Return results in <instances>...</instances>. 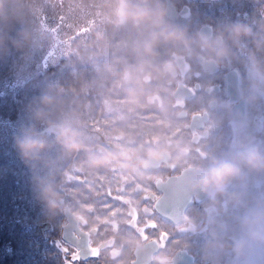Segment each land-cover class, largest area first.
Masks as SVG:
<instances>
[{"label": "clouds", "instance_id": "9594fccd", "mask_svg": "<svg viewBox=\"0 0 264 264\" xmlns=\"http://www.w3.org/2000/svg\"><path fill=\"white\" fill-rule=\"evenodd\" d=\"M4 3L0 0V57L12 48L27 56L46 37L30 28L13 33L14 17ZM101 14L114 28L130 30L124 52L134 55L136 62L128 63L121 56L110 65L116 72V63L125 64L124 102L130 109L159 93L170 96L168 84L183 72L185 64L208 72L242 64L243 86L235 101L223 105L234 118V135L225 147L210 151L200 161L182 139L173 140L163 129L159 140L152 143L99 148L67 107L63 88L49 84L32 98L26 117L13 131L14 147L31 169L34 192L45 215L54 219L70 213L78 218L66 200L64 164L80 152L85 153L89 171L123 161L127 169L147 175L172 161L183 170L187 191L203 205L196 231L203 237L205 264H264V192L253 193L248 187L249 177L264 175V137L251 131L249 117L252 108L264 103V18L182 23L175 18L171 0H101ZM97 39L107 37L98 32ZM161 48L168 51L162 60ZM153 80L161 81L155 92L146 87ZM167 101L165 97L158 106L169 117ZM168 122L173 127L176 124L170 117ZM125 243L128 250L144 254L146 264H176L171 249L149 250L135 236L127 237Z\"/></svg>", "mask_w": 264, "mask_h": 264}, {"label": "rangeland", "instance_id": "374dc122", "mask_svg": "<svg viewBox=\"0 0 264 264\" xmlns=\"http://www.w3.org/2000/svg\"><path fill=\"white\" fill-rule=\"evenodd\" d=\"M6 1L7 7L5 8L14 17L12 20L13 33L30 28L42 33L46 39L27 56L12 48L10 54L0 57V68L9 72L6 77H4L6 73L3 74L2 78L4 79L0 80V212H3V216L7 215L8 218H12V216L17 218L16 221L22 217L24 224L29 220L41 223L49 217L45 215L43 207L35 195L31 169L20 159L13 140L14 128L26 117L28 105L35 95L34 89L28 93L26 82L31 80V77L42 75L51 63L54 62L56 66H60V62H62L61 68L57 71L54 70L56 83L58 81L61 83L64 78L69 76L70 70L73 73L81 74V80H79L83 81L85 72L89 68L90 76L101 85L104 83L108 93L119 95L123 83L117 82L114 73L109 69L110 54L112 53V56L121 54L125 59L133 62H136V58L134 55L124 52L126 43H123L121 39L122 33L130 32V30L116 29L106 22L101 14V0H8L11 1L10 4ZM180 2L182 4L178 8L179 13L182 8H189L180 21H188L187 23L193 25L197 24L198 19L210 17L216 19L225 17L264 18L262 5L242 10L238 7V1L235 2V0H233V5H227L218 0H180ZM196 17L198 19L194 24ZM98 32H103L107 40L97 39ZM107 82H110L109 86H107ZM65 84L61 83V87L66 92ZM67 84L71 85L72 95H78L74 104L76 111L73 112L82 121L84 131L91 141L99 148L111 149L117 144L123 145L124 141L119 137H122L121 133L111 129L113 119L99 117L92 111L93 108L89 106L90 102L83 96V93L87 91L86 86H83L84 90L79 92L72 82ZM67 104L70 105L71 100ZM105 104L115 106L111 96H106ZM105 121H107V127ZM85 159V153L80 152L79 155L69 158L64 164L66 200L72 209L79 211L84 216L86 210L93 213L97 206H102L101 204H89L90 200H87L89 192L104 189L106 193L112 184L105 179V176H115L116 180L123 163L121 161L111 167H100L89 171L85 168ZM257 192H264V181L254 187V193ZM93 206L96 207L91 208ZM52 220L53 222L49 223L51 228L48 231L49 233L53 232L56 230L54 226H57L60 238L56 239V244L60 251L52 253L54 258L52 254L49 255V262L50 264H64V261L70 258L71 252L69 246L61 238L62 225L65 223L64 213ZM22 230L24 231L23 236L27 235V232L29 233L24 228ZM43 231L42 229L38 230V235ZM22 235L19 237L21 238ZM22 240L25 241L26 238L22 237ZM21 245L23 244L18 243V247L21 248ZM3 246L8 250V244H3ZM22 248H25V245ZM42 248L49 252V247L44 243ZM50 250L53 252L52 246ZM111 252L106 248L97 252L88 261L80 260L79 263H124L121 257H115Z\"/></svg>", "mask_w": 264, "mask_h": 264}, {"label": "flooded vegetation", "instance_id": "af4514ba", "mask_svg": "<svg viewBox=\"0 0 264 264\" xmlns=\"http://www.w3.org/2000/svg\"><path fill=\"white\" fill-rule=\"evenodd\" d=\"M244 77L245 69L240 63L229 64L212 72L194 64H185L183 72L168 84L170 96L168 93H159L148 100L150 104L158 106L168 97L169 117L176 122L175 126L169 125V117L160 108L163 117L156 126L158 131L148 135L149 142L144 141L145 138L140 142L159 140V133L163 129L173 140L182 139L197 161L206 157L210 151L225 147L233 138L235 121L223 105L236 100L237 90L242 88ZM155 83L160 85L161 81L155 80ZM176 90H180L177 96ZM249 117L251 131L264 137V103L252 108ZM123 171L110 183L112 185L104 192L105 196L99 198L98 204L102 206H97L93 213L86 210L85 216L75 210L78 226L88 233L91 254L87 259L81 258L77 248L64 241L71 249L70 258L64 263L69 261L80 264V260L88 261L97 252L107 248L115 257H121L123 264H132L136 256L128 250L125 240L135 236L149 250L167 248L175 254L182 251L181 255L184 256L176 264H203V237L196 231V223L201 221L203 210L201 201L191 197L180 222L166 218L158 209L159 204L172 201L170 195L178 190L176 187H180L175 185L174 188H168L167 180L183 170L170 161L147 175L131 171L125 166ZM262 180L264 175L249 177V189L252 191ZM91 217L94 222H91ZM75 234L80 236L76 231ZM189 257L193 262L185 263Z\"/></svg>", "mask_w": 264, "mask_h": 264}, {"label": "trees", "instance_id": "16d2710c", "mask_svg": "<svg viewBox=\"0 0 264 264\" xmlns=\"http://www.w3.org/2000/svg\"><path fill=\"white\" fill-rule=\"evenodd\" d=\"M220 2L226 3L227 5H233V0H218ZM238 1V7L243 10V8H250L252 6L257 7L258 5H262L264 8V0H235V2ZM172 4L177 8L180 7V0H171ZM185 2V1H184ZM6 3H11V1H6ZM6 5V6H5ZM4 7H7V4L4 3ZM189 10V8H188ZM250 12V9H249ZM185 13H179L175 18L182 23H187L188 21H180L182 16H184ZM198 19L194 20L195 21ZM217 20L214 17L210 18H204L201 20H197L198 23H205V22H214ZM122 41L123 43H128L130 40L129 32L122 33ZM124 44V45H126ZM115 50V49H112ZM164 48L160 49V59H164L168 55V51ZM15 55V54H11ZM10 55V56H11ZM110 62H109V69L111 72H113L110 68V65L115 62L116 57H121V54L118 56H112V53L110 54ZM127 62L130 60L126 59ZM54 63V62H53ZM51 63L50 66L46 67V71L40 75V76H34L31 77V80L27 81L28 84V93L31 92L33 89L35 90V95H38L45 87H47L49 84H57L58 86H61V83H66L65 86H67V91L65 92V99L68 102L71 100V104H67V107L71 111L74 110V104L78 99V95H72V88L71 85L67 84L68 82H72L75 86V88L81 92L84 89L83 86H86L87 91L83 93V96L87 98V100L90 102V107L93 108L92 111L98 114L99 117H103L105 119H113V124L111 126V129L116 130L117 132H120L122 137L119 136L124 144H137L140 143L142 139L144 141L149 142L150 138L148 135L152 134V132H157L158 129L156 126L160 124V118L163 117V115L160 113V107L156 104H150L148 100L145 101V103L140 106L133 109H130L127 104L124 102L125 93L123 91V86L120 90L119 95H112L108 93L105 90L104 83L101 85L100 82H96L93 77L90 76V69L88 68L85 72V79L83 81H80V75L77 73H73L70 70L69 76L64 78L62 82L58 81L55 82L54 78L56 77L54 75V70L57 71L61 68L62 62L60 66H56L55 63ZM130 63H135L133 61H130ZM69 68L67 67V70ZM125 70V64L123 62L116 63V72H113L114 77L117 82L122 83V74ZM8 75L9 72L3 71V68H0V80L4 79L2 78L3 74ZM84 75V73H82ZM112 75V76H113ZM80 79V80H79ZM60 83V84H59ZM110 82H107V86H109ZM160 85L158 83H155V80L151 81L146 87L152 91L155 92L157 88ZM114 91H118L117 89H113ZM33 96V97H34ZM106 96H111L112 101L115 103V106L105 104ZM164 100V99H163ZM170 99H168L169 101ZM167 101V102H168ZM106 127L108 126L107 121H105ZM146 136V137H145ZM80 153L76 154L79 155ZM124 170V163H122V166L120 168V174ZM124 172V171H123ZM104 171V175H105ZM115 178V176L106 175L105 179L111 183L112 180ZM117 178V176H116ZM115 180V179H114ZM113 180V181H114ZM264 181V180H262ZM261 182V181H260ZM254 191V188L253 190ZM105 190H95L89 192L87 200H90L89 204H98L99 198L105 196ZM96 206H93L91 208H94ZM15 217L12 216V218H8L7 215L3 216V212H0V264H50L49 262V255L52 253H59L60 249L57 247L56 239L60 238V232L56 230L49 233L48 229L51 228L50 222H53L52 219L48 218L45 219L44 222L37 221H28V223L24 224V218L20 217L16 221ZM21 222V223H19ZM91 222H94V219H91ZM18 224V226H17ZM24 228L27 232V235H22L24 231L22 230ZM21 229V230H20ZM43 231L40 235H38V230ZM32 231V232H31ZM22 235V237H25L26 240H22V237L19 236ZM12 240H9L11 239ZM18 243H21L25 245V248H22L23 245H21V248L18 247ZM46 245L49 247V252L44 250L42 248V245ZM3 244H8V250L4 249ZM52 246L53 252L50 250V247ZM24 251L25 254H24ZM52 257L54 258L53 254ZM203 259V264L204 258ZM56 263V261H55ZM54 264V263H53Z\"/></svg>", "mask_w": 264, "mask_h": 264}, {"label": "water", "instance_id": "95a60500", "mask_svg": "<svg viewBox=\"0 0 264 264\" xmlns=\"http://www.w3.org/2000/svg\"><path fill=\"white\" fill-rule=\"evenodd\" d=\"M172 7L176 17L178 13L177 9L173 4ZM181 12L183 13L187 12V7H184V9H182ZM180 90L182 89L180 88ZM180 90L178 91L176 90V96L178 95ZM166 185L168 186V188H174L175 185H178L180 187H176L178 190L174 194L170 195L171 196L170 199H172V201L168 202L167 204L166 203L159 204L158 209L161 212V214H163L166 218L171 219L174 222H180L183 220L184 210L189 204L192 197V195L187 191L185 176L183 171L179 175L173 176L170 179H168ZM168 188L166 189V191H168ZM168 205H170V207ZM64 215L66 217V222L62 226V234H61L62 239L74 245L77 248L78 255L81 258L87 259L91 254V249L89 247L88 233H85L80 229V227L78 226V219L73 217L72 214L64 213ZM75 231L78 232L80 236H77L75 234ZM181 252L176 253V263H178L181 257L184 256L181 255L182 254ZM134 253L136 257L132 261V264L146 263L144 254L138 252H134ZM185 261H186L185 263L193 262L191 257L187 258ZM64 264H72V263L66 261Z\"/></svg>", "mask_w": 264, "mask_h": 264}]
</instances>
